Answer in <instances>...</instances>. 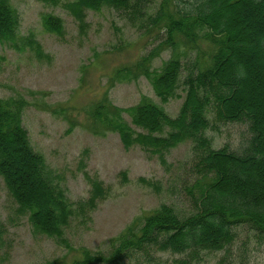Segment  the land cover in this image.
Listing matches in <instances>:
<instances>
[{
  "label": "rangeland",
  "instance_id": "374dc122",
  "mask_svg": "<svg viewBox=\"0 0 264 264\" xmlns=\"http://www.w3.org/2000/svg\"><path fill=\"white\" fill-rule=\"evenodd\" d=\"M9 1L18 15L17 43L0 39V96L26 100L22 124L28 140L44 157L47 174L63 190L71 212L62 225L63 239L37 230L0 175V264L70 261L84 248L106 252L115 236L128 225H141L144 216L161 203L172 205L180 215L193 210L190 188L197 171L192 141L183 139L161 156L139 143L124 146L118 132L94 117L92 109L101 100L124 107L147 96L175 116L195 50L191 49L189 60L182 59L175 93L162 101L150 80L135 70V62L162 38L161 33L151 36L121 10L105 4L85 7L80 22L65 5L73 0ZM158 1L146 0L147 6L153 9ZM46 14L60 19V31L44 24ZM207 46L201 43L202 49ZM170 54V47L163 49L151 58L150 68L159 69ZM122 115L135 130L146 131L126 111ZM206 115L209 125L204 134L213 147L244 150L252 135L247 119H216L211 106ZM168 131L165 126L153 133ZM94 183L102 193L90 202ZM235 228L226 248L206 251L194 264H218L221 257L232 264H264V234L247 224ZM175 256L151 248L148 253L129 252L124 261L171 264Z\"/></svg>",
  "mask_w": 264,
  "mask_h": 264
},
{
  "label": "trees",
  "instance_id": "16d2710c",
  "mask_svg": "<svg viewBox=\"0 0 264 264\" xmlns=\"http://www.w3.org/2000/svg\"><path fill=\"white\" fill-rule=\"evenodd\" d=\"M104 4L121 10L151 36L162 34L135 62V70L150 80L162 101L175 93L182 59L189 60L195 50L175 116L147 96L124 107L101 100L92 109L94 117L118 132L124 146L139 143L161 156L163 150L190 139L197 171L190 188L193 210L180 215L172 205L161 203L141 225H128L115 236L108 251L84 248L70 261L52 259L46 264H125L129 252L148 253L151 248L176 253L171 264H194L206 251L226 248L240 224L264 234V0H159L153 9L146 0L65 2L80 22L85 7ZM43 21L49 29L61 30L58 17L46 14ZM17 25L16 9L9 0H0V39L16 45ZM203 42L208 44L205 49ZM168 47L171 54L163 65L150 68L151 58ZM25 104L23 97L0 96V175L34 228L63 239L62 225L71 209L63 190L49 178L44 157L28 140L22 124ZM209 106L216 119L250 122L252 135L242 152L212 146L204 134ZM123 111L146 131L135 130ZM165 126V135L153 133ZM100 193V185L94 183L89 201ZM218 264L232 263L221 257Z\"/></svg>",
  "mask_w": 264,
  "mask_h": 264
}]
</instances>
